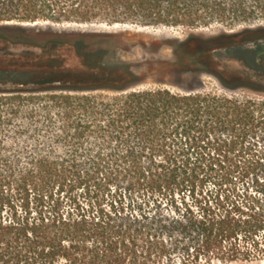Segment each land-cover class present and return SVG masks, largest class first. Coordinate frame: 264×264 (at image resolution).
Masks as SVG:
<instances>
[{
	"label": "trees",
	"instance_id": "1",
	"mask_svg": "<svg viewBox=\"0 0 264 264\" xmlns=\"http://www.w3.org/2000/svg\"><path fill=\"white\" fill-rule=\"evenodd\" d=\"M41 24L221 31L157 45L178 91L140 88L107 34L45 39L43 58L68 47L79 63L63 80L0 69V264H193L238 240L264 253V100L226 77L264 85V0H0L1 30ZM204 76L225 93L191 86Z\"/></svg>",
	"mask_w": 264,
	"mask_h": 264
},
{
	"label": "rangeland",
	"instance_id": "2",
	"mask_svg": "<svg viewBox=\"0 0 264 264\" xmlns=\"http://www.w3.org/2000/svg\"><path fill=\"white\" fill-rule=\"evenodd\" d=\"M46 26L44 24L24 26L22 30L0 29V69L12 70L13 72H58L57 74L52 73L54 75L52 78L63 80L66 76L63 77L65 74L61 70L66 68L75 69L79 63L72 58L71 50L68 47L58 51L60 56H57V58H43L45 51L42 49L44 47L42 43L45 39L51 38L54 33L59 34L62 32L73 36L89 33L107 34L113 37L111 44L117 47L114 57L125 61L131 67L136 76V81L141 82L140 88L157 87L160 84L167 86L164 83H171L176 80L168 70L177 60L171 48L166 46L158 48L157 45L163 41L184 40L190 34L210 37L217 35L221 31L220 27H211L194 31L165 30L166 33L154 34L153 31L155 30L150 29L143 30L128 26L107 27L103 24H93V28L76 24L55 25L49 29ZM257 36L261 35L253 34L250 38H256ZM200 49L203 48L196 49L191 47L187 49V53L194 55L196 50L200 51ZM229 76L226 74L233 86L248 88L238 90L234 93L236 96L264 100V93H262L264 92V85H253L244 79ZM201 82V86L196 81L191 86H194V88L199 87L196 90L204 94L222 95L225 93L218 81L211 76L202 77ZM170 88L178 91L175 88ZM247 182L250 183V181ZM251 184L248 187V184L245 185L248 188V194L261 198L260 193H257L256 188ZM258 184L256 186L258 190L261 187L264 188V179H259ZM235 185L237 190H242L241 182L236 181ZM202 190L205 194L207 191L212 190V186L206 183ZM258 239L261 242V247L264 248V232L261 233ZM233 243H236L234 248L225 243L221 252L209 255L208 260L201 258L193 264H264V253L252 252L251 248L246 251V247H243L246 245L240 240Z\"/></svg>",
	"mask_w": 264,
	"mask_h": 264
},
{
	"label": "water",
	"instance_id": "3",
	"mask_svg": "<svg viewBox=\"0 0 264 264\" xmlns=\"http://www.w3.org/2000/svg\"><path fill=\"white\" fill-rule=\"evenodd\" d=\"M249 44H235V45H231V46H228L227 48L228 49H238L240 47H245V46H248ZM223 49L220 48V49H215L213 50V52H217V51H222ZM34 88L33 85H30V84H13V85H10L9 87V90L10 91H15V92H29L31 91L32 89Z\"/></svg>",
	"mask_w": 264,
	"mask_h": 264
}]
</instances>
